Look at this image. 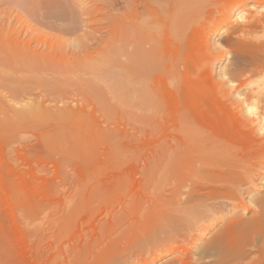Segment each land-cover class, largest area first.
Wrapping results in <instances>:
<instances>
[{"label": "rangeland", "instance_id": "obj_1", "mask_svg": "<svg viewBox=\"0 0 264 264\" xmlns=\"http://www.w3.org/2000/svg\"><path fill=\"white\" fill-rule=\"evenodd\" d=\"M11 1L0 17L20 27ZM254 13L264 3L111 0L94 47H61L56 80L6 76L0 264H264V47L248 45L264 30L239 31ZM14 101L48 119L11 125Z\"/></svg>", "mask_w": 264, "mask_h": 264}, {"label": "bare ground", "instance_id": "obj_2", "mask_svg": "<svg viewBox=\"0 0 264 264\" xmlns=\"http://www.w3.org/2000/svg\"><path fill=\"white\" fill-rule=\"evenodd\" d=\"M9 1L11 0H0V6L6 3L10 4ZM110 1L111 0H100V5L97 7L95 0H86L87 3H83L82 0H12L11 1L12 3L15 2V4L19 7V9H21L22 12H25V14L27 15L26 19L29 18L30 20L28 19L26 20V22L24 21L25 23H28V24L23 23L24 25L21 24L20 27H17L18 25L14 26V24H12L11 22L12 20L11 19L12 15L10 16L11 13L4 12L5 17H3V14L1 16L2 18L0 17L1 18L0 19V83L7 82L9 84L10 82H13L11 79L13 78L14 74L16 75L23 74L26 77L29 74L30 75V76L28 75L29 78L32 76V77H39L42 79L46 76L50 77L49 79L55 76L56 77L59 76L60 75L59 73L62 72V68L64 69L66 65L65 60L67 59L66 57H62L63 51H61V47H74V51L77 50L76 52L78 53L81 51V50L78 51L79 47H94L93 44L96 41L95 35L98 33V31L100 32V27L97 26L98 24V20L96 19L97 12L101 13L102 15L104 14L105 16L106 13L108 12ZM254 1H259L261 3H264V0H254ZM57 6L62 7L63 13H57L56 11L58 10L54 11V9ZM20 14L21 13H19V15ZM22 17L20 15L21 22H23ZM33 22L35 25L37 24V25L42 26L46 30L48 29L53 34L57 33L58 35L59 34L74 35L78 32H82L83 38L82 39L76 38L74 40L66 41V40H63V38L62 39L55 38L57 35L56 34L54 35L55 39L50 41V38L53 35L50 36L51 34H48L49 31H47V33L41 32L43 33L42 34L43 36L44 35L49 36V40H48V36L46 37L47 41L49 42L46 45L45 41L42 40V38L39 35L32 34V32L31 34L27 35L28 37H26L27 31L32 28L31 25ZM137 27H138L137 28L138 30L140 27L139 26ZM128 29L131 30L132 28H128ZM258 29L264 30V14L254 13V14L246 15L241 18L239 31L244 32L248 30L250 32L251 31L254 32V31H257ZM28 33L30 32L28 31ZM168 33H166V37H168ZM60 36L61 35H59V37ZM168 43L170 44V46H173V47L177 46L175 41L169 40ZM248 45L250 47H262L261 49H263L264 40L263 41L258 40L255 43L248 44ZM40 47H47V48L40 49ZM75 47L77 48L75 49ZM74 51L70 52L71 58L77 57V53H75ZM9 74H12L11 76L12 78L10 79L11 80L10 82L7 81L8 77H6ZM15 77H14V80L16 81L14 83H16L17 81L20 82L19 79L21 78L18 79V75H17V79H18L17 80L15 79ZM46 78H44V80ZM34 79H37V78H34ZM53 79L56 80L55 78ZM29 80H30L29 82L33 81L31 80V78ZM26 81L28 82V80ZM18 82L17 84H19ZM1 85L4 87V84H1ZM5 87H8V86H5ZM5 87L3 88V90H5ZM22 87H24V85ZM12 89H15V88H12ZM22 89L23 88H21V91ZM14 91L15 90H13V92ZM10 92H11V89H10ZM15 95H20V93L19 94L16 93ZM13 103L16 104L18 103V101L16 103L14 101ZM19 103L21 104L22 102H19ZM20 104H19L20 106L19 109L18 108L16 109L13 106H7L3 109L4 114L7 115L6 117L8 118L7 121L9 123H12L11 125H14L16 123L17 124L19 123L20 125V123L24 124L25 122L38 120V119L44 120V121L48 119V115H49L47 111L48 108L46 110L44 107L38 104L30 105L28 107L22 106V104L21 105ZM66 111L67 112L62 110L60 112H55V114L57 113L56 116L61 118V117H64V115L68 116L70 111L69 112L68 110ZM260 127L263 128L262 126ZM257 128L255 131H257ZM255 133L256 132L252 134H255ZM174 251L175 250H171V252H168L167 254H163L162 256L156 259L158 260L161 257L170 255Z\"/></svg>", "mask_w": 264, "mask_h": 264}]
</instances>
